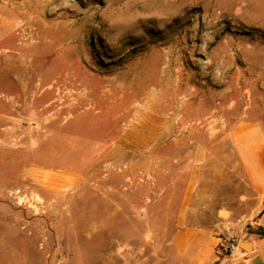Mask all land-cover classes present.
I'll return each mask as SVG.
<instances>
[{
	"label": "rangeland",
	"instance_id": "rangeland-1",
	"mask_svg": "<svg viewBox=\"0 0 264 264\" xmlns=\"http://www.w3.org/2000/svg\"><path fill=\"white\" fill-rule=\"evenodd\" d=\"M175 87L185 132L264 126V0H0V264L160 260L191 147L117 139Z\"/></svg>",
	"mask_w": 264,
	"mask_h": 264
},
{
	"label": "crops",
	"instance_id": "crops-1",
	"mask_svg": "<svg viewBox=\"0 0 264 264\" xmlns=\"http://www.w3.org/2000/svg\"><path fill=\"white\" fill-rule=\"evenodd\" d=\"M178 92L177 87L148 90L117 139L118 145L135 151L173 145L170 157L191 147L187 183L177 202V227L156 264H264V236L246 230L250 224L264 226L263 123L244 113L231 127L229 120L214 117L204 130L185 132L188 102ZM215 156L220 159L212 160ZM212 205L219 206L214 215L202 216ZM231 235L239 247L224 255L219 244Z\"/></svg>",
	"mask_w": 264,
	"mask_h": 264
},
{
	"label": "built area",
	"instance_id": "built-area-1",
	"mask_svg": "<svg viewBox=\"0 0 264 264\" xmlns=\"http://www.w3.org/2000/svg\"><path fill=\"white\" fill-rule=\"evenodd\" d=\"M238 247H239V240L234 235L227 236L219 244L220 252L224 255L234 254L238 249Z\"/></svg>",
	"mask_w": 264,
	"mask_h": 264
},
{
	"label": "trees",
	"instance_id": "trees-1",
	"mask_svg": "<svg viewBox=\"0 0 264 264\" xmlns=\"http://www.w3.org/2000/svg\"><path fill=\"white\" fill-rule=\"evenodd\" d=\"M247 231L250 233H255V234L264 236V226L263 225H255V226L249 225L247 228Z\"/></svg>",
	"mask_w": 264,
	"mask_h": 264
},
{
	"label": "bare ground",
	"instance_id": "bare-ground-1",
	"mask_svg": "<svg viewBox=\"0 0 264 264\" xmlns=\"http://www.w3.org/2000/svg\"><path fill=\"white\" fill-rule=\"evenodd\" d=\"M43 82H44V80H43ZM40 84H42V81H41V83H40ZM40 84H39V85H40ZM45 93H46V90H45ZM151 95H152V94H151ZM143 105H144V104H143ZM145 106H146V105H145ZM147 107H148V106H147ZM140 108H141V107H140ZM143 108H144V106H143Z\"/></svg>",
	"mask_w": 264,
	"mask_h": 264
}]
</instances>
